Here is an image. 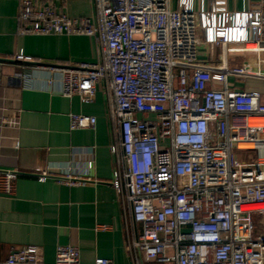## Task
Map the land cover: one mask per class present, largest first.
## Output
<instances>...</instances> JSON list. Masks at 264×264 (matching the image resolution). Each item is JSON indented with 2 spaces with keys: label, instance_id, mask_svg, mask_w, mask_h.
<instances>
[{
  "label": "built area",
  "instance_id": "obj_1",
  "mask_svg": "<svg viewBox=\"0 0 264 264\" xmlns=\"http://www.w3.org/2000/svg\"><path fill=\"white\" fill-rule=\"evenodd\" d=\"M92 2V16L72 17L54 0H19L17 33L93 38L97 61L46 66L62 73L66 97L91 101L99 84L107 94L112 183L141 226L127 246L133 264H264V122H249L264 119V91L236 86L264 80V9L216 14L197 12L193 0L178 8L172 0ZM229 55L254 61L230 66ZM96 124L94 115H70L73 130ZM20 173L2 172L5 192ZM2 264H46L44 248L13 246ZM54 264H81L79 247L59 245Z\"/></svg>",
  "mask_w": 264,
  "mask_h": 264
},
{
  "label": "crops",
  "instance_id": "obj_2",
  "mask_svg": "<svg viewBox=\"0 0 264 264\" xmlns=\"http://www.w3.org/2000/svg\"><path fill=\"white\" fill-rule=\"evenodd\" d=\"M54 1L72 17L94 14L92 0ZM180 3L172 0L174 8ZM18 5L19 0H0V179L4 170L21 172L12 192L0 184V264L13 246L30 244L44 248L46 264H54L59 245L79 247L81 264L97 257L133 264L127 246L141 226L132 223L112 183L115 134L107 94L99 84L91 101L66 97L62 73L46 66L95 62V42L86 35H19ZM192 5L197 12L219 14L264 9V0H193ZM199 35L206 39L202 28ZM221 54L218 48L216 62ZM200 58L208 59L206 44ZM228 58L230 66L240 58L254 61L247 55ZM253 79L252 86L241 80L236 86L264 91L263 80ZM71 114L94 115L97 124L73 130ZM44 170L49 176L41 179ZM67 175L82 181L67 184L62 181Z\"/></svg>",
  "mask_w": 264,
  "mask_h": 264
},
{
  "label": "rangeland",
  "instance_id": "obj_3",
  "mask_svg": "<svg viewBox=\"0 0 264 264\" xmlns=\"http://www.w3.org/2000/svg\"><path fill=\"white\" fill-rule=\"evenodd\" d=\"M244 59H242V58H240V59H237V61L238 62H240V63H238L237 65H240V64H242V61H243ZM253 80H256V79H253V78H247L246 80H245V83L246 84H248V85H250V86H252V83L254 82ZM259 82H261L260 80H259ZM263 82H264V80H263ZM262 82V83H263ZM237 153H242V152H238L237 151ZM243 154H246V155H253L254 154V152H244ZM250 160H253V158H250Z\"/></svg>",
  "mask_w": 264,
  "mask_h": 264
},
{
  "label": "bare ground",
  "instance_id": "obj_4",
  "mask_svg": "<svg viewBox=\"0 0 264 264\" xmlns=\"http://www.w3.org/2000/svg\"><path fill=\"white\" fill-rule=\"evenodd\" d=\"M249 122H250V124H257V123H262V122H264V119L254 117V118H250V119H249Z\"/></svg>",
  "mask_w": 264,
  "mask_h": 264
}]
</instances>
